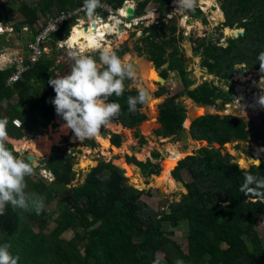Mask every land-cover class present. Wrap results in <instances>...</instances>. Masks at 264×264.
Masks as SVG:
<instances>
[{"label": "trees", "instance_id": "1", "mask_svg": "<svg viewBox=\"0 0 264 264\" xmlns=\"http://www.w3.org/2000/svg\"><path fill=\"white\" fill-rule=\"evenodd\" d=\"M94 1L39 0L35 4L32 0H20L17 10L22 20L14 23L13 30L31 29L35 35L39 24L44 23L48 16H55V12L79 6H85L89 12H97L98 10L92 6ZM104 1L113 9H118L128 0ZM149 2L163 10L171 0L139 1L135 8L137 16L143 15ZM220 2L222 13L220 10L216 11L215 17L221 25L224 16L222 28L242 29L243 34L236 38H228L225 46L201 39L193 53L201 58L203 66L211 63L213 67L218 68L220 70L218 80H224L229 84L228 81L236 66L264 70V0ZM189 11L190 18L204 22L196 6L193 5ZM10 13L11 7L2 5L0 22H10ZM24 27L27 29H23ZM63 27L66 28L67 25ZM163 27L164 30L160 31L153 24L147 34H144L147 27L144 29L139 38L144 45L142 43L136 47L138 55L152 61L155 68H160L166 63L167 69H162L160 73L162 78L167 79L169 71L176 72L183 87L177 96H186L187 102L192 101L199 106H213L218 100L224 99L223 104L231 103L233 101L231 87L225 91L203 81L190 89L193 82L183 68L184 57L175 46V36L168 37L165 34L166 25ZM170 29L174 33L176 22H171ZM237 34L238 32L235 35ZM162 36L166 39L160 43L153 39ZM164 44L172 48L167 55ZM125 52L126 49L120 48L111 55V58L117 60ZM54 61L53 56L44 54L6 90L5 81L11 69L2 70L0 67L2 86L0 119L6 121L4 130L7 136L20 139L23 136L21 129L26 127H33L34 135L42 134L41 130L56 117L71 120L73 130L81 122L83 112L69 107L66 99H81L83 77L70 82L65 80L49 82L56 77L53 72ZM56 66L60 67L59 64ZM155 68L152 66L153 72ZM102 73L103 76L110 78L112 85L108 87L101 84L97 88L91 87L90 92L105 102L108 109L94 108L92 123L99 131L109 121H117L128 129L140 126L146 119V114L142 110L144 94L137 88L127 90L124 88L127 78L123 72L114 74L112 67L105 66ZM156 92L159 97L168 91L164 86H159ZM14 95L18 98L16 107L3 112L5 106H2V100ZM14 118L21 120V127H16L12 123ZM186 118V110L182 103L165 101L159 105L157 122L160 128L155 130L154 134L161 139L177 137L184 131ZM261 121L264 125V116ZM8 128H14L15 131ZM188 133L193 141L206 142L207 146L201 147L197 155L192 154L180 159L171 171L175 183H184L187 193L182 195L180 201L170 203L169 212L165 211L164 216L141 199L142 195L151 197V189L138 190L128 183L129 179L126 177L127 175L129 178L134 176L137 178L136 167L147 176L158 175L160 169L149 159L141 162L132 155L126 156L125 161H122L124 169L117 165L115 159L112 161L116 165L110 160H98L95 166L90 167L83 181L73 185L71 183L75 174L72 168L74 154H49L44 160V169L50 171L60 181L72 185L69 189L71 202L58 200L59 212L55 215L54 225L49 231L51 236L59 237L67 229H76L65 243L36 238L29 226L28 218L35 214L32 221L38 224L39 229L46 228L49 217L42 214L43 209L36 211H41L40 216L36 215V212L33 213V210L21 216L17 201L24 188L16 186L12 188V183L2 179L3 164L12 173L23 171V179L25 177L28 179L34 168L26 157L18 160L19 154L13 149V145L0 136V164L3 163L0 170V190L6 192L9 189L6 192L4 206L0 209V264H260L243 263L242 260L250 252L253 254L260 252L255 229L264 214V160L260 165H254L249 169V162L239 161L236 164L234 157L228 153L223 154L221 149L231 142H249L250 139L259 141L261 135L243 118L232 114L221 116L209 113L191 121ZM135 136L139 138L140 145L146 143L138 133H135ZM121 138L120 134L112 133L111 144L119 147ZM214 145H219V148ZM159 157L157 151L151 153V159L157 160ZM87 161L90 160L83 162ZM125 162L133 165H126ZM182 170L191 175L190 183L183 181L180 174ZM32 183L29 182L30 186ZM179 183H176L178 186L176 188L174 183L170 182L171 190L180 189L182 184ZM46 185L44 194L48 197L47 202H50L55 191L48 183ZM167 221L173 227H178L181 223L187 226L188 252L169 238L173 232L164 228ZM96 224L107 225L108 229L98 237H92L88 229ZM248 233L252 241L251 249L245 239ZM149 243L151 248H147ZM158 253L164 254V262L158 260Z\"/></svg>", "mask_w": 264, "mask_h": 264}, {"label": "rangeland", "instance_id": "2", "mask_svg": "<svg viewBox=\"0 0 264 264\" xmlns=\"http://www.w3.org/2000/svg\"><path fill=\"white\" fill-rule=\"evenodd\" d=\"M142 1V0H139ZM138 1V2H139ZM221 0H196L194 6L199 9L200 13L203 16V20H193L194 22L189 23L187 22L190 18L189 13H190V8L187 10L186 14L187 16H183L182 19H180L179 14L176 13V16H173L172 21L170 20H165L166 17L162 15V11L157 8V5L149 2L145 9L143 15L140 17V19L144 18V20L138 21L137 25H131L128 30L124 29L126 28L122 24V28L126 32L127 31V36L126 38L122 41L119 42L117 39L118 35L116 33L110 35V41L105 42L107 44L106 46H102L100 49L95 50V51H87L80 53L79 55H74L75 51L74 49H69L68 47H58L55 44V40L52 37V39H48L46 42L47 44L50 45V48L46 52V56H53L55 58L54 61V68L53 72L55 73L54 78L56 80H65V81H73L76 80L77 78L83 77V82L81 84V94L82 97L81 99L74 100V99H66L67 104L71 108H75L76 111H82L83 116L81 119V122L77 125V127L73 130V123L69 119H63L61 120L59 117H56L53 121H51L45 128L41 130L42 134L39 135H34L33 134V127H26L21 129V135L22 139H29V141H37L39 146L40 151L44 145L43 139H48L47 143L45 144H60L63 147H68V150L70 151L71 154H74L73 156V170L75 172L74 174V180L72 181L71 184L76 185L80 184L88 170L90 169L91 166H95L98 162V160H110L113 164H115L112 159H115L116 163L118 166H120L122 169V161H125L126 156H134V158L137 161L145 162L147 159L151 161L154 165H157L158 168L161 170L159 171L160 173L157 175H151L147 176L144 174L138 167H136V170L138 172L137 178L134 176V178H131L134 182L135 185L128 183L133 186L134 188L138 190H147L151 189V197H148L147 195H142L141 199L144 201L150 208H152L154 211H158V203H159V198L157 195V190L158 188L162 189L164 193L166 194L165 197L170 199V203L173 202H178L181 200L182 195L187 193V189L184 185V183H179L184 185L185 189H178L176 191L171 190V184L166 183L167 178V172L164 171V163L166 161V158H169L170 154L168 155L167 151L165 150V147L169 144L173 146L177 151L182 153L183 155H179V159H182L188 155L192 154H198V150L201 147H206L207 143L206 142H196L193 141L191 138V141L189 142V149L187 151H184L182 149V144H181V138L179 136L177 137H170L166 139H161V137H157L156 134H154V131L160 128V124L157 122L158 115H159V105L165 101H171L173 100L175 103L180 102L184 106L186 110V120L188 121V127L186 129H189V125L191 123V118H190V113L194 109L198 107H203L202 110L204 114H218L221 116L227 115V108L226 105L223 104L224 99H220L213 106H199L193 103V108L192 105L187 102L186 96H177V93L181 92L183 90L180 77L176 72L169 71L168 76H167V81L164 83L165 89L168 91L167 94H164L162 96L157 97V89L159 87L157 81H153V85L151 82H149V79H151V76L149 75V72L152 71V66L153 68L154 65L152 61H148L145 56H139L136 50L137 46H141L143 43L139 38H141L139 35L144 33V29L147 26H151L153 24L156 25L157 30H164L165 27L163 25H166V35L168 37L174 35L175 36V46H177L179 53L184 57L183 61V68L187 72V77L193 82V85L190 87V89L195 88L197 85L201 84L203 81H206L209 84L212 85H218L224 86L227 85L224 80H218L220 77V70L216 67H213L211 63H208L206 66L202 65L201 58L197 57L194 55L193 50L196 47L197 43L201 39H204L206 42L211 41L212 43H218L223 46L226 45V40L228 38H236L239 35L242 34H237L235 35V30L222 28L221 25L224 23V16H223V22L219 26V21L216 22V18L214 16V12L216 9L220 10V2ZM20 0H9V3H5L6 5H9L11 7V13H10V20L13 22H20L22 20L21 15L18 12V6ZM33 3L37 4L39 0H32ZM131 2V1H129ZM137 2V3H138ZM136 4H133L134 10L136 8ZM3 5L2 3H0ZM189 5V2H187V6ZM1 8V7H0ZM72 8V7H71ZM173 8H176V6L171 7L169 12H173ZM167 9V8H166ZM67 10H73V9H67ZM183 10V9H182ZM221 12V10H220ZM222 13V12H221ZM116 14V11H115ZM135 14V13H134ZM152 15V17L150 16ZM223 15V14H222ZM134 16H137L135 14ZM92 17L94 19H97V15L95 13H90L89 15H81V20H85L86 18ZM150 17V18H149ZM182 20V22H181ZM121 22H130V21H125V20H120ZM74 20H72V23ZM91 22V21H90ZM96 22V21H95ZM158 22V23H157ZM171 22H176V29L174 30V33L170 29ZM157 23V24H156ZM198 23L201 24V28L198 27ZM133 24V23H132ZM149 26V27H150ZM184 26V28L182 27ZM69 28V25H67ZM148 28V27H147ZM163 28V29H162ZM186 28V29H185ZM236 29V28H233ZM150 30V29H149ZM147 29L145 32H149ZM145 34V33H144ZM181 34V35H180ZM33 30L29 29V31H22V30H10L6 31L3 35L0 36V67L3 69L5 68V65L7 63L12 64L14 61V58L16 55H21V53H25L27 55V50H26V44L30 39L33 37ZM116 35V36H115ZM167 37V38H168ZM184 37V38H183ZM188 37V39H187ZM155 42L160 43L161 40L166 39L165 36L162 37H153ZM103 44V43H102ZM56 45V46H55ZM144 45V43H143ZM165 46V55L168 54L172 48L164 44ZM126 49V52L119 58V59H113L111 58V55H113L116 50L118 49ZM191 48V49H190ZM109 52V53H108ZM105 55V56H104ZM133 55L134 57H138L140 60L145 61L148 65L150 63V70L148 71L147 74V80H148V86L144 84V81L141 80L139 77L138 73H136L137 67H132L133 65H128V62L130 61L127 60V57H130ZM104 57V58H103ZM26 64L31 63L26 62ZM59 64L60 67H57L56 65ZM78 64H81L80 66ZM8 65V64H7ZM14 67V65H12ZM56 66V67H55ZM105 66H110L112 67V72L114 74L116 73H121L123 72L124 76L127 78V82L124 85V88L130 89V88H137L139 90H142L141 86H144L150 90L151 97L152 98H158L160 101L158 103H152V98H147V95H144L145 101H144V106L142 110L146 114V120H149L148 122L143 121L140 126L137 128H130V132L128 133L127 129H116L112 130L109 128V123L104 124L103 128L101 131L95 127V125L91 121V116H92V111L94 108H97L99 110H107L104 104L99 103L98 99L95 95H90V89L91 87L97 88L101 84H104L108 87L112 85L111 81H109L110 78L107 76H103L102 69ZM132 67V68H131ZM95 68V70L93 69ZM131 68V69H130ZM163 68V70L167 69V64L164 63L160 68L155 70L159 73L160 70ZM244 68L243 66H236V70ZM245 69V68H244ZM247 73H234L232 74V78H236L237 81H239V84L237 89V93H251V90H257L262 89V87H255L252 88L254 85H259L264 83V70H259V71H253L250 69H246ZM89 73V76L87 74ZM243 75V76H240ZM242 79H245L242 80ZM242 82V83H241ZM243 87H246L243 88ZM2 86H0V89ZM9 87H5V90L8 89ZM264 88V86H263ZM144 89V88H143ZM235 90V89H234ZM264 90V89H262ZM240 91V92H239ZM264 92V91H263ZM175 97V98H174ZM251 97V96H250ZM262 98V97H261ZM244 100V99H243ZM264 101V99L262 98ZM88 101H92V104L90 105L87 103ZM246 100L242 101L244 103ZM18 102V98L16 95L10 98H4L2 100V106L4 111L11 109L12 107H16V104ZM187 102V103H186ZM8 105V106H7ZM157 107V110H156ZM260 108H257L256 110L251 109L247 106L242 107L244 108V111H233L234 108L231 109V112L236 116L243 118L247 123L252 124L259 134L261 135V140L257 141L254 139H250L249 142H231L226 144L224 148H222V153L223 154H230L234 157V163L238 164L239 161H247L250 163L249 169L252 168V166H257L260 165V162L264 160V148H263V143H264V125L262 124V117L264 116V107L260 106ZM241 109V108H240ZM157 111V112H156ZM243 112V113H242ZM149 113L150 117H153L156 115V120H150L149 119ZM88 120V127L87 131L85 129H82L83 123ZM186 122V121H185ZM60 123H65L67 124V127L69 128V134H62L61 136L59 135V126ZM4 125H6V121L4 119H0V136H2L8 143H13L12 141H9L7 139V135L5 134L4 130ZM120 125V124H119ZM185 125V123H184ZM184 128V126H183ZM10 131H15L14 128H8ZM144 130H150L148 132V135L146 136L143 132ZM106 131L108 133V139L109 141V147L108 149H103L101 145L99 146L97 143L95 146H90L89 145V140L94 139L93 136H95V133L98 132L101 135V132ZM112 133H117L122 136L121 138V143L119 147H115L113 144H111L110 141V134ZM135 133H138L141 137H143L146 140V143L144 145L139 144V138H136ZM57 134V136H56ZM34 136V137H33ZM56 136V138H55ZM33 137V138H30ZM96 137V136H95ZM105 138V137H104ZM130 144V146H129ZM16 148L13 147L15 151H17V146L12 144ZM124 145L125 149L122 148ZM216 148H219V145H214ZM71 147V148H70ZM38 148V147H37ZM70 148V149H69ZM82 148L87 149L88 153L83 152L82 153H77L76 150ZM19 149V148H18ZM23 152H20L19 150L17 151L19 154V158L21 157H26L28 154H34L33 151L30 148H24ZM47 148L44 149V151L41 153V158L37 161L38 164L33 167L34 169L31 171L30 177H25L28 182H26L23 179V171H20L18 173H12L9 172L7 173L6 180H9L10 183H12V188L16 186L18 187H23L24 190L21 192L19 195L20 199H18L17 204L18 208L20 211L21 216H24V214H27L26 212L33 210L35 213L37 209H44L42 214H47L49 217V220L46 222V228L39 229L37 226L38 224L34 221H32L35 216L33 214L31 217L28 218L29 220V226L32 228L34 231L36 238L37 239H46L47 241L54 242L56 240H59L61 242H67V240L76 232V229H67L65 230L59 237H53L50 235L49 231L54 225V217L57 215L59 212V204L58 198H54L50 203L48 201V197L44 194V190L46 189V180L42 176V173L44 169V160L48 157L49 153L46 150ZM164 150L166 152L165 155H161V151ZM37 151V152H38ZM153 151H157L159 153V158L157 160L151 159V153ZM247 151H251L248 153ZM36 152V153H37ZM106 153V154H105ZM63 154V153H62ZM68 154V153H66ZM139 160H138V159ZM84 160H90L89 163L84 165L83 167L81 166V162ZM257 162V163H256ZM126 165H133V164H127ZM177 164V163H176ZM116 165V164H115ZM117 166V167H118ZM172 170V168L170 167ZM6 171V170H5ZM125 171V170H124ZM164 173V186L159 185V181L163 177ZM3 174V172H1ZM181 177L185 183H190L192 181L191 175L187 172L182 170L181 171ZM126 175V172H125ZM126 177H128L126 175ZM4 180V179H3ZM174 179L170 180L169 182H174V186L177 188ZM158 181V182H157ZM30 183L32 185L30 186ZM144 185V187L142 186ZM157 184V187L155 185ZM30 187V188H29ZM28 188V190H27ZM9 190V189H8ZM6 190V192H8ZM4 193H0V196L6 200L7 194L5 190H3ZM3 194V195H1ZM55 193L53 194L54 197ZM49 203V204H48ZM3 204L0 205L2 207ZM39 211V210H38ZM41 211L36 212V215L41 214ZM166 212H169V206ZM40 216V215H39ZM164 228L168 231L173 232V235H169V238L173 239L176 241L181 248L185 251L188 252V232H187V226L183 223H181L180 226L178 227H173L169 221L164 223ZM106 229H108L107 225L104 224H96L94 225L91 229H88L90 232V235L92 237H98L101 233H103ZM255 236L257 237V242H258V247L260 248V252L257 254H253L250 252L248 256L243 258L242 262L243 263H251V262H258L260 264L264 263V214L262 218L260 219L259 226L255 229ZM246 242L249 246V248H252V241H251V236L250 234L245 235ZM147 248H151V244L149 243L147 245ZM157 258L160 262L165 261V256L162 253L157 254Z\"/></svg>", "mask_w": 264, "mask_h": 264}, {"label": "bare ground", "instance_id": "3", "mask_svg": "<svg viewBox=\"0 0 264 264\" xmlns=\"http://www.w3.org/2000/svg\"><path fill=\"white\" fill-rule=\"evenodd\" d=\"M128 2L129 1L125 2V4L122 6V9H121V11L119 13H120L121 16H124L126 19L131 20L133 18V13H131V12L129 13L128 12V9H133L134 10V6H133V3L132 2L129 5H127ZM187 2L188 1H186V0H179L178 1L179 4H177L175 6L178 7V8H180V9H183V11L185 12V8L184 7L187 6ZM151 17H152V15H151ZM96 22H98V24ZM96 22L95 21H91L86 26V23H87L86 20L79 21L78 23L74 24L73 28L70 29L69 34L64 39H62L61 41H63L64 44H67L71 48L72 47H76V48L78 47V49H80V50L81 49H83V50H87V49H98V48H101L105 44L104 41H106L107 35H111L112 34L111 32H113V34L114 33H118L119 32V28L122 29V27H121L122 24H123V26H125L124 23H122L118 19V17H116L114 19L104 20V21L96 20ZM197 25H198V27L201 28V24L200 23H198ZM226 29H229V28H226ZM231 30H235V33L238 32V34H241L242 33V29H231ZM123 31H125V30H123ZM120 32L121 33L118 36V39H119L120 42H122L126 38V36H127V31L126 32L120 31ZM106 45L107 44H105L104 46H106ZM126 59L127 60L130 59V61H131V62L129 61L130 63L128 65L132 64L133 65L132 67H134V66L137 67L136 73H138V75L141 78V80L144 81V84L146 86H148L147 74H148V71L150 70V67H151L150 66V63L148 65L145 61L140 60L138 57H134L133 55H131L130 57H127ZM154 71L155 72L150 71L148 76H151V79L153 81L160 82V79H159L160 78V75H159V73L156 70H154ZM240 76H243V75H240ZM242 80L245 81V79H242ZM161 82H163V85H164V83H166V81L164 82L162 80H161ZM253 87L254 88L255 87H262V89H264L263 88V84H259L258 86L257 85H254ZM141 88L142 89L144 88V89L147 90V98L148 99L149 98H152L151 97L150 90L148 89V88H150V86H148V88H146L144 86H141ZM239 96L243 98L244 94L243 93H239ZM159 101H160V99H158V98H152V103H158ZM250 101H252L251 104H250V108L251 109L256 110L257 108H259V105H263L264 106V101L260 97V94L253 95V97H252V99ZM98 102L105 105V102H103V101H101L99 99H98ZM189 103L192 105V108H193V102L192 101H189ZM225 105H226V108L229 107L228 103L225 104ZM202 109H203V107H198V108H196L194 110H196L197 115L201 116L202 113H203V111H204ZM235 109L238 110V111H241L240 108H235ZM156 110H157V107H156ZM156 116H157V113H156L155 116L150 117V120H156L155 119ZM148 121L149 120H147L145 122H148ZM88 124L89 123H88V120H87L86 122L83 123L82 129H85L87 131ZM184 126L185 127H188V121L187 120H186ZM109 128L112 129V130H115V128L116 129H120V128H123V127L121 126V124L119 125L118 122L111 121L109 123ZM125 129L128 130V133L131 130V129H128V128H125ZM58 130L60 131L59 132V135L60 136L62 134H69V132H70L69 131V128L67 127V124H65V123H60V126H59ZM149 131L150 130H144L143 133L147 136ZM95 136H96V138L94 137V140L96 141V143L99 145V142H100L101 147H103L104 150L105 149H108V147H109V141H108V139H106V137H108V133L106 131H103V132H101V135H100L98 132H96L95 133ZM103 137H105V138H103ZM11 141L14 143V145H16L20 149V152H23L24 150H26L24 148L29 147L33 151V153H34V154H31V152H30V154L37 161L41 158V151H43L45 149V148H42L40 151H38L39 150V146H40L38 144V142L37 141H29V139L27 140L25 138H23V139H17V140L12 138ZM54 146H58L61 149L68 148V147H63L60 144H55V143L54 144H50V145L46 146V148H47L46 150H47V152L49 154L51 153L52 148ZM129 146H130V144H129ZM122 148L125 149L124 145H123ZM80 149H82V148H80ZM83 150H84L85 153L86 152L88 153V150L87 149H83ZM165 150L167 151L168 155L170 154V156H169V158H166V161L164 163V171L163 172L165 173V171H166L167 172V177H169V178L165 179L164 178V173H163L162 179L161 180H158L159 182L157 181L159 183V185H162V186H164V182H163L164 179L166 180V183L167 182L170 183L169 181L173 179L172 176L170 175V172L175 168L176 163L179 161L178 160L179 159V155H183L182 153H180L179 151H177V149H175L173 146H171L169 144L165 147ZM87 163H89V162L88 161L87 162H81V166H84ZM170 167L172 168V170L170 169ZM127 178L129 179V182L131 184L135 185L134 183H136V181L134 182L131 178H129V177H127ZM176 183H179V182H176ZM143 187H144V185H143ZM155 187H157V184L155 185ZM158 189H160V188H158ZM180 189H182V190L185 189L184 185H181L180 186ZM160 190L163 192V195L166 196V194L164 193V191L162 189H160Z\"/></svg>", "mask_w": 264, "mask_h": 264}, {"label": "built area", "instance_id": "4", "mask_svg": "<svg viewBox=\"0 0 264 264\" xmlns=\"http://www.w3.org/2000/svg\"><path fill=\"white\" fill-rule=\"evenodd\" d=\"M92 6L93 8H96L98 11L89 12L87 11V8L85 6H79L73 10H63L60 12H56L55 16H48V19L44 23L40 24L39 28L36 29V34L34 35V37L30 41H28V43L26 44V50L28 54L25 55V53L23 52L21 53V55H16L13 63L12 64L9 63L11 72L7 76L5 83L9 86H12L16 81H18L22 77L23 72L27 70L30 66V64H26V62L34 64L35 62L39 61V59L44 54H46V52L50 48V45L47 44L46 42L48 41V39H52V33L58 29L63 28L65 24L72 25V24L78 23L79 21H81L82 14L89 15L90 13H95L97 15L96 20H101V21L108 20V19H114L115 9H113L106 1L95 0ZM121 9L122 7H120L119 12L121 11ZM171 16L172 15H167V18H171ZM72 20H74L73 23H72ZM137 21H138L137 19H134L133 21H130L128 23L124 22V25L128 29L130 28L133 22L136 23ZM4 28L12 29V25H7ZM23 29H26V27H24ZM0 30H2L1 26H0ZM61 40L62 39H56L55 41V44L58 47H62L63 41ZM12 65H14V67ZM78 65L80 66L81 64H78ZM238 70H241V73H244V74L247 73L246 69L244 68H241ZM238 70H235L234 73L239 74ZM253 71H257V70H253ZM228 82L229 84L220 86V88H222L225 91L229 90V88L231 87L233 91L232 93L233 101L231 103H228L229 107H227V110H228L227 115L232 114L231 112L232 108H241L240 110L242 111H244V108L242 107L247 106L250 108V104L252 102L250 100L252 99L253 95L260 94V97L264 99V93H263L264 90L262 89H257V90L252 89L251 93L250 92L247 93L245 91L243 92L244 96L242 98L239 96V93H237L238 91L237 87L238 85H240L239 81H237L236 78L231 77ZM262 84L264 86V83ZM244 88L246 89V87ZM252 88L254 87L252 86ZM243 99L246 100L244 103H242V101H244ZM260 106L264 107L263 105H259L260 110H261ZM12 123L16 127H21V124H22L21 120L18 118H14L12 120ZM42 171H43L42 176L48 182L53 180L54 176L51 172L46 171L44 169Z\"/></svg>", "mask_w": 264, "mask_h": 264}, {"label": "water", "instance_id": "5", "mask_svg": "<svg viewBox=\"0 0 264 264\" xmlns=\"http://www.w3.org/2000/svg\"><path fill=\"white\" fill-rule=\"evenodd\" d=\"M130 1L133 4H136L139 0H130ZM188 2H189V5L193 4L192 1H188ZM177 4H179L177 0H172L171 3H170V7H174ZM128 12L129 13L130 12L133 13V16H134V10L133 9H128ZM166 12H167V10L164 9L162 11V14L164 15V14H166ZM189 20L193 21L192 19H189ZM68 34H69V30L68 29H62L61 28V29H58V30L54 31L52 33V37L54 38V40H56V39H64L65 36H67ZM241 34H243V30H242ZM187 39H188V37H187ZM130 65H132V64H130ZM93 69L95 70V68H93ZM238 72L241 73V70H238ZM87 76H89V73L87 74ZM159 79H160V82H158V84H159V86H162L163 82H161V80L164 81V82L166 80L164 78H162L161 76H160ZM51 81H56V78H52L51 80H49V82H51ZM140 91L144 95H147V90L146 89H142ZM89 104L91 105V101L89 102ZM233 111H236V109L234 108ZM201 116H203V115H201ZM201 116L197 115L196 110H193L190 113L191 121H194V120H196L197 118H199ZM179 137L181 138L182 149L184 151H187L189 149V142L191 141L189 133H188V128L186 129V127L184 126V131H182L180 133ZM95 144H96V141L94 139L89 140V145L90 146L93 147V146H95ZM76 151H77V153H82L83 152L82 149H78ZM51 153H55V154L63 153V154H66V153H70V151L68 150V148L61 149L58 146H54L52 148ZM165 154H166V152L164 150H162L161 151V155H165ZM26 158L31 163V165L33 167H35L38 164L37 160L31 154H28L26 156ZM260 164H261V162H260ZM49 185L55 191V197L59 198V200L61 202H65V203H70L71 202L70 195H69V189L71 188L72 185L66 184L63 181H60L58 178H53V180H51L49 182ZM157 195H158V198H159V203H158L159 211L161 213V216H164L165 215V211L168 209V206L170 205V199L165 197L163 195V192L160 189L157 190Z\"/></svg>", "mask_w": 264, "mask_h": 264}, {"label": "clouds", "instance_id": "6", "mask_svg": "<svg viewBox=\"0 0 264 264\" xmlns=\"http://www.w3.org/2000/svg\"><path fill=\"white\" fill-rule=\"evenodd\" d=\"M128 1H130V0H128ZM172 1V0H171ZM177 1H179V0H177ZM188 1H192L193 2V4L192 5H188V6H185L184 8H185V13H186V9L188 10L189 8L191 9V7L195 4V2H196V0H188ZM198 1V0H197ZM125 2H127V1H124L120 6H119V8L118 9H115V11H116V14L114 15V18H116V17H118V19L119 20H125V21H133L134 19H137L138 21H141V20H144V18H142V19H140V17L141 16H133V18L131 19V20H128V19H126L124 16H121L120 15V13H119V10H120V7H122L124 4H125ZM0 3H2L3 5H5L6 7H9V5H6L5 3H9V0H0ZM171 3V2H170ZM170 5V4H169ZM0 13L2 12V5L0 4ZM171 9V8H170ZM169 9V10H170ZM176 10V11H175ZM56 13V12H55ZM134 13H135V10H134ZM176 13H178L179 14V12H178V8H173V12H169V11H167L166 12V14H164L165 16H167V15H172L171 16V18L170 19H172L173 18V16H176ZM136 14V13H135ZM134 14V15H135ZM187 17H188V15H186ZM189 19H192V18H189ZM138 21L136 22V23H134L133 22V24H131V25H137L138 24ZM8 23H12L13 25H12V29H7V28H4L5 26H7L8 25ZM8 23H3V22H0V26L2 27V30H0V34H4L6 31H12L13 30V26H14V23L15 22H13V21H10V22H8ZM123 23V22H122ZM40 24H42V23H40ZM40 24H39V26H40ZM66 25H68V24H66ZM73 25V24H72ZM72 25H69V28L68 27H66V28H62V29H68L69 31H70V29H71V27H72ZM39 26H38V28H39ZM150 26V25H149ZM149 26H147L148 28H149ZM222 26V25H221ZM183 28H184V26H182ZM131 28V27H130ZM147 28V29H148ZM27 29V28H26ZM124 29H127V28H124ZM129 29V28H128ZM127 29V30H128ZM186 29V28H185ZM145 34H146V32H145ZM141 35V34H140ZM139 35V36H140ZM66 37V36H65ZM56 41V40H55ZM56 46V45H55ZM74 49V48H73ZM8 64V65H7ZM6 65H5V69H7V68H10L9 67V63H7ZM4 69V68H3ZM2 69V70H3ZM157 69V68H156ZM232 115H234L233 113H232ZM235 116V115H234ZM14 147V146H13ZM44 170H46V169H44ZM42 171V170H41ZM46 171H48V170H46ZM50 172V171H49ZM42 173V172H41ZM55 178V177H54ZM45 179V178H44ZM46 180V179H45ZM46 182L49 184V182L46 180ZM57 198V197H56Z\"/></svg>", "mask_w": 264, "mask_h": 264}, {"label": "crops", "instance_id": "7", "mask_svg": "<svg viewBox=\"0 0 264 264\" xmlns=\"http://www.w3.org/2000/svg\"><path fill=\"white\" fill-rule=\"evenodd\" d=\"M130 3H131V2H128L127 5H129ZM150 16H151V15H150ZM85 20H86V19H85ZM88 20H89V21H88ZM88 20H86L88 23H89L90 21H96V19H94V18H92V17H89ZM8 25H13V24H12V23H8ZM73 26H74V24L72 25L71 29L73 28ZM99 26H100V25H99ZM119 31H120V30H119ZM110 38H111V37L107 35V39H106V41H104V43H105V42H109V41H110ZM107 40H108V41H107ZM64 46H65V47H68L69 49H73V48H74V51H75V54H74V55H79L80 53L87 52V51H90V50L95 51V50L100 49V48H98V49H87V50H83V49H81V50H80V49H78V47H77V48H76V47H72V48H71V47H69L67 44H64V43H63V44H62V47H64ZM135 65H136V64H135ZM134 67H135V66H134ZM4 69H5V68H4ZM6 85H7V84H6ZM7 87H11V86L7 85ZM42 93H43V92H42ZM42 93H41V94H42ZM90 95L92 96V93H91V92H90ZM99 100H100V99H99ZM101 101H102V100H101ZM89 102H90V101H88L87 103H89ZM105 107L108 109L106 103H105ZM109 122H111V121H109ZM109 122H108V123H109ZM115 122H117V121H115ZM108 123H107V124H108ZM118 123H119V122H118ZM119 124H120V123H119ZM121 126H122V125H121ZM123 128H124V127H123ZM110 135H111V134H110ZM56 136H57V134H56ZM56 136H55V138H56ZM93 137H95V136H93ZM109 137H110V136H109ZM9 138H10V139H9ZM30 138H31V137H30ZM95 138H96V137H95ZM103 138H104V137H103ZM7 139L11 141L12 137L7 136ZM15 139H17V138H15ZM20 139H22V138H20ZM96 140H97V139H96ZM48 145H49V144H47L46 146H48ZM100 145H101V144H100V142H99V146H100ZM14 148H16V147L14 146ZM27 148H29V147H27ZM17 151H18V150H17ZM42 152H43V151H41V153H42ZM2 164H3V163L0 164V170L2 169V168H1V165H2ZM5 170H6V171H5ZM2 172H3V174H1V175H2V179H4V181H9V180H6V177H7V175H8L7 173H9L10 171L5 167L4 164H3V171H2ZM23 173H24V172H23ZM170 175H171V174H170ZM2 192L4 193L3 190H0V193H2ZM1 195H3V194H1ZM54 198H56L55 195H54L53 199H54ZM53 199H52V200H53ZM52 200H51V201H52ZM51 201H50V202H51ZM4 202H5L4 198L0 196V205L3 204L2 207H0V209L3 208V206H4ZM50 202H49V203H50ZM49 203H48V204H49ZM43 207H44V206H43ZM43 210H45V209L43 208Z\"/></svg>", "mask_w": 264, "mask_h": 264}, {"label": "flooded vegetation", "instance_id": "8", "mask_svg": "<svg viewBox=\"0 0 264 264\" xmlns=\"http://www.w3.org/2000/svg\"><path fill=\"white\" fill-rule=\"evenodd\" d=\"M167 8V9H166ZM171 7H170V5H168V6H166L164 9H166L167 11H169V9H170ZM176 8H178V7H176ZM163 9V10H164ZM199 10V9H198ZM216 11H218V9H216ZM216 11L214 12V16H215V13H216ZM178 12H179V17H180V19H182L183 18V16H186L187 14L182 10V9H180V8H178ZM186 12H187V9H186ZM163 15V14H162ZM163 16H165V15H163ZM166 17V19L165 20H172V19H170V18H167V16H165ZM190 17V16H189ZM150 18V17H149ZM216 18V17H215ZM189 19V18H188ZM86 20H88V18H86ZM192 20H194V19H192ZM89 21V20H88ZM195 21V20H194ZM218 21V20H217ZM181 22H182V20H181ZM187 22H189V23H191V21L190 20H188ZM97 24H98V22H96ZM158 23V22H157ZM156 23V24H157ZM89 23L87 22L86 23V26L88 25ZM219 26H220V24H219ZM150 28H148V30H149ZM119 30L120 31H123V28L122 29H120L119 28ZM118 32V33H116V35H118V34H120L121 32ZM115 35V36H116ZM108 36H110V35H108ZM118 39V38H117ZM119 40V39H118ZM120 42V41H119ZM191 49V48H190ZM131 62V61H130ZM130 62H128V64L130 63ZM158 69V68H157ZM163 69V68H162ZM161 69V70H162ZM161 70H160V72H159V74L161 73ZM165 79V78H164ZM166 81H167V79H165ZM149 82H151V84L153 85V80L152 79H149ZM159 85V84H158ZM91 104H92V101H91ZM150 114V113H149ZM47 140L48 139H43V141H44V145L42 146L43 148H46V145L47 144H45V143H47ZM17 150H19L18 148H17ZM20 151V150H19ZM44 151V150H43ZM59 199V198H58Z\"/></svg>", "mask_w": 264, "mask_h": 264}]
</instances>
